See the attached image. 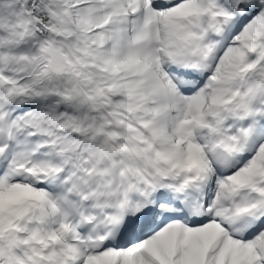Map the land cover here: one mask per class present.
<instances>
[{
  "label": "snow or ice",
  "instance_id": "1",
  "mask_svg": "<svg viewBox=\"0 0 264 264\" xmlns=\"http://www.w3.org/2000/svg\"><path fill=\"white\" fill-rule=\"evenodd\" d=\"M0 264H264V0H0Z\"/></svg>",
  "mask_w": 264,
  "mask_h": 264
}]
</instances>
